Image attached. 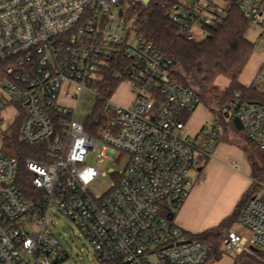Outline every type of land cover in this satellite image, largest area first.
I'll list each match as a JSON object with an SVG mask.
<instances>
[{
	"label": "built area",
	"instance_id": "built-area-1",
	"mask_svg": "<svg viewBox=\"0 0 264 264\" xmlns=\"http://www.w3.org/2000/svg\"><path fill=\"white\" fill-rule=\"evenodd\" d=\"M139 2L0 0V111L16 107L19 140L46 146L25 161L40 193L32 203L17 185V159L0 151V264H62L67 256L49 227L56 213L90 242L95 264H209L226 253L236 255L234 264H264V182H252L240 230H223L218 246L190 238L175 222L192 185L188 173L201 155L210 156L218 133L186 131L185 116L200 98L172 78V60L135 30ZM162 7L187 41L203 40L228 16L222 0H168ZM238 8L250 26H264V0H239ZM119 54L132 64L112 76L128 81L130 102L104 98V126L89 135L75 121L78 99L88 84L101 97L97 86ZM219 112L237 117L264 153V105L236 91ZM96 151L99 162L125 161L99 197L89 185L100 172L85 164Z\"/></svg>",
	"mask_w": 264,
	"mask_h": 264
},
{
	"label": "trees",
	"instance_id": "trees-1",
	"mask_svg": "<svg viewBox=\"0 0 264 264\" xmlns=\"http://www.w3.org/2000/svg\"><path fill=\"white\" fill-rule=\"evenodd\" d=\"M238 1L222 0L228 11L227 18L221 24L210 27L208 36L201 41H187L179 33L180 26L172 22L168 8L162 7V4L168 0H150L145 4L139 2L131 14L137 33L172 60V78L192 88L198 94L200 102L218 115L217 123L224 127L227 121L231 125L232 122L219 112V108L229 101L234 92H241L248 102L264 105V92L245 86L239 81L253 54L254 45L246 39V31L250 25L241 14ZM131 64L119 54L117 60L106 69L104 82L97 86V92L101 97L95 100L91 114L84 124L89 135H95L104 126L106 106L104 98L112 96L121 84V80L112 76V71L118 69L124 73L125 67ZM221 78L228 82L222 91L218 85V80ZM213 104H216L217 108L213 109ZM192 112L186 114L185 121H188ZM21 123L22 116H18L4 134L3 144L5 153L18 161L17 185L21 195L27 203H32L40 193L32 185V174L26 168L25 161L44 155L46 146L45 144L28 146L22 143L18 138ZM218 139L220 136H216L210 142L212 147L207 148L209 155L212 154L214 140ZM209 158L201 155L199 160L206 164ZM252 191L251 185L239 198L231 214L216 227L194 235L185 232L184 234L218 246L221 231L232 228L238 222L240 210Z\"/></svg>",
	"mask_w": 264,
	"mask_h": 264
},
{
	"label": "rangeland",
	"instance_id": "rangeland-1",
	"mask_svg": "<svg viewBox=\"0 0 264 264\" xmlns=\"http://www.w3.org/2000/svg\"><path fill=\"white\" fill-rule=\"evenodd\" d=\"M246 39L254 45V49L239 81L245 86H250L252 82H257V76L264 77V26H249ZM257 83V89L264 92V80ZM227 84L225 79H219L220 91L224 90ZM88 88L89 90L81 93L76 105L75 121L82 125L86 124L97 99L96 95L90 92L94 90L95 84H88ZM130 98L129 83L125 80L119 84L111 100L127 105ZM66 104L73 105V102L66 101ZM212 108H217L216 104H213ZM18 115L17 108L14 106L0 111V151L2 152H5V149L1 135L11 128ZM217 120L218 115L200 103L192 112L186 125V131L192 135L201 127H206L216 131L220 136V139L214 140L209 161L206 164L199 163L200 173L194 169L188 173L191 187L193 186L194 189L190 195L193 206L189 219L201 228L219 225L222 219L228 217L241 195L240 191L245 189L244 187L251 179L254 183L264 182V153L246 139L242 130L237 131L228 121L225 127L219 122L214 125ZM96 154L97 151L89 154L85 164L96 167L100 172L89 185L90 194L99 197L111 189L114 182V176L111 173L121 171L125 161L119 165L107 160L99 162ZM50 221L49 227L52 234L67 256L62 264H95L91 259L94 253L92 245L68 218L56 213L54 217L51 216ZM231 229L240 230V226L236 223ZM194 231L197 233V230ZM235 258L234 253H226L219 261L211 259L209 264H234Z\"/></svg>",
	"mask_w": 264,
	"mask_h": 264
},
{
	"label": "crops",
	"instance_id": "crops-1",
	"mask_svg": "<svg viewBox=\"0 0 264 264\" xmlns=\"http://www.w3.org/2000/svg\"><path fill=\"white\" fill-rule=\"evenodd\" d=\"M189 120V119H188ZM188 122V121H187ZM187 122H186V125H187ZM202 128V127H201ZM200 128V129H201ZM199 129V130H200ZM199 130L195 133V134H193V135H196L198 132H199ZM188 132V131H187ZM190 134V133H189ZM190 135H192V134H190ZM194 170H196L197 172H199L200 173V169L199 168H197V169H194ZM251 184H252V179L250 180V182H249V184L248 185H246V187H244L245 189H243V190H241L240 191V193L239 194H241L240 195V197L242 196V194L249 188V186H251ZM193 187V186H192ZM191 187V189L189 190V194H188V196H187V198H186V200L184 201V203H183V206H182V208L176 213V215H175V222L180 226V228L182 229V231L183 232H185V233H188V234H192V235H194V234H198V233H201V232H203V231H205V230H207V229H210V228H213V227H216V226H214L213 224V226H208L207 228H201V227H198V225H196L193 221H191L190 219H189V214H190V212H191V208H192V202L190 201L191 199H190V195L192 194V191L194 190L193 188ZM239 197V198H240ZM239 200V199H238ZM238 200L236 201V203L238 202ZM236 203H235V205H236ZM235 207V206H234ZM233 207V208H234ZM232 211H233V209H232ZM223 220V219H222ZM221 220V221H222ZM220 221V222H221ZM219 222V223H220ZM194 230H197L196 232L197 233H195V231H194V233H192Z\"/></svg>",
	"mask_w": 264,
	"mask_h": 264
},
{
	"label": "water",
	"instance_id": "water-1",
	"mask_svg": "<svg viewBox=\"0 0 264 264\" xmlns=\"http://www.w3.org/2000/svg\"><path fill=\"white\" fill-rule=\"evenodd\" d=\"M128 1H130V0H128ZM143 3H146L147 2V0H141ZM225 118L226 119H229V116H225ZM231 122H232V125L234 126V128L237 130V131H240V130H242L243 129V127H242V124H241V122L239 121V119L237 118V117H233L232 119H231Z\"/></svg>",
	"mask_w": 264,
	"mask_h": 264
}]
</instances>
